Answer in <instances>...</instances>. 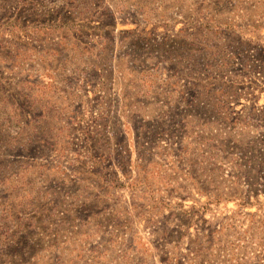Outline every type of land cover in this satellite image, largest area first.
<instances>
[{
	"label": "rangeland",
	"instance_id": "1",
	"mask_svg": "<svg viewBox=\"0 0 264 264\" xmlns=\"http://www.w3.org/2000/svg\"><path fill=\"white\" fill-rule=\"evenodd\" d=\"M0 264H264V0H0Z\"/></svg>",
	"mask_w": 264,
	"mask_h": 264
}]
</instances>
